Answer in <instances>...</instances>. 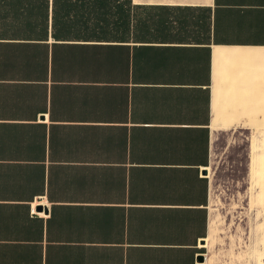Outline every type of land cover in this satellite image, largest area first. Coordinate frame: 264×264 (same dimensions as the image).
Instances as JSON below:
<instances>
[{"label": "crops", "instance_id": "obj_1", "mask_svg": "<svg viewBox=\"0 0 264 264\" xmlns=\"http://www.w3.org/2000/svg\"><path fill=\"white\" fill-rule=\"evenodd\" d=\"M235 130L264 143V0H49L30 34L0 23V264H220L204 171Z\"/></svg>", "mask_w": 264, "mask_h": 264}, {"label": "rangeland", "instance_id": "obj_2", "mask_svg": "<svg viewBox=\"0 0 264 264\" xmlns=\"http://www.w3.org/2000/svg\"><path fill=\"white\" fill-rule=\"evenodd\" d=\"M264 143L247 131L218 136L207 172L211 181L209 252L220 264H264V177L252 174V159ZM258 238V239H257Z\"/></svg>", "mask_w": 264, "mask_h": 264}, {"label": "trees", "instance_id": "obj_3", "mask_svg": "<svg viewBox=\"0 0 264 264\" xmlns=\"http://www.w3.org/2000/svg\"><path fill=\"white\" fill-rule=\"evenodd\" d=\"M49 0H0V23L16 24L26 34L47 23Z\"/></svg>", "mask_w": 264, "mask_h": 264}, {"label": "built area", "instance_id": "obj_4", "mask_svg": "<svg viewBox=\"0 0 264 264\" xmlns=\"http://www.w3.org/2000/svg\"><path fill=\"white\" fill-rule=\"evenodd\" d=\"M32 211H33V214H40L41 213V212L36 211L35 208H33Z\"/></svg>", "mask_w": 264, "mask_h": 264}, {"label": "water", "instance_id": "obj_5", "mask_svg": "<svg viewBox=\"0 0 264 264\" xmlns=\"http://www.w3.org/2000/svg\"><path fill=\"white\" fill-rule=\"evenodd\" d=\"M204 173L207 174V170H205ZM200 259L203 260V256H201Z\"/></svg>", "mask_w": 264, "mask_h": 264}]
</instances>
